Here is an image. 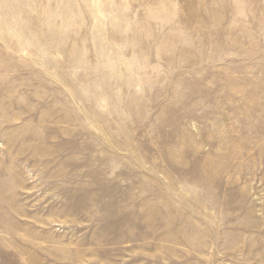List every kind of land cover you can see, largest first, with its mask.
Instances as JSON below:
<instances>
[{
    "label": "rangeland",
    "instance_id": "1",
    "mask_svg": "<svg viewBox=\"0 0 264 264\" xmlns=\"http://www.w3.org/2000/svg\"><path fill=\"white\" fill-rule=\"evenodd\" d=\"M0 264H264V0H0Z\"/></svg>",
    "mask_w": 264,
    "mask_h": 264
}]
</instances>
